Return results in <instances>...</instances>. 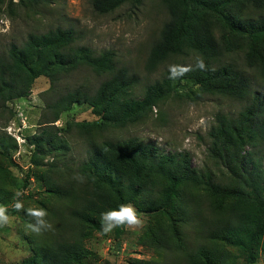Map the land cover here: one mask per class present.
Returning <instances> with one entry per match:
<instances>
[{"label":"trees","instance_id":"obj_1","mask_svg":"<svg viewBox=\"0 0 264 264\" xmlns=\"http://www.w3.org/2000/svg\"><path fill=\"white\" fill-rule=\"evenodd\" d=\"M131 1L141 0H90L101 15ZM162 2L169 17L145 68L154 72L170 63L193 70L170 79L168 67L142 90L140 77L120 66L115 52L79 45L72 28L30 34L22 46L0 53V111L10 114L2 128L16 116L10 103L29 97L38 78L50 81L45 95L57 96L47 102L39 132L25 137L33 168L24 187L31 178L44 184L64 206V220L51 236L34 239L26 264H84L92 255L86 240L101 229V214L124 203L149 218L142 243L157 258L141 264H264V93L254 90L247 71L264 87V0ZM20 3L39 11L49 0ZM198 58L207 70L196 69ZM83 70L104 80L96 87L91 81L59 91L64 78ZM174 95L243 104L236 115L217 113L208 133L209 155L222 169L220 178L193 167L187 153L166 155L138 138L111 136L146 122ZM75 104L89 105L97 117L67 124L69 133L76 130L88 141L83 161L75 159L63 137L67 129L55 126ZM17 150L16 139L0 130V202L5 205L14 203L10 167ZM47 156L55 162H44ZM75 172L85 174L86 181L73 180ZM185 228L192 231V243Z\"/></svg>","mask_w":264,"mask_h":264},{"label":"rangeland","instance_id":"obj_2","mask_svg":"<svg viewBox=\"0 0 264 264\" xmlns=\"http://www.w3.org/2000/svg\"><path fill=\"white\" fill-rule=\"evenodd\" d=\"M38 10L25 9L20 0H0V53L8 50L13 44L22 46L30 34L46 33L60 26L75 30L79 36V45L88 46L98 53L104 50L115 52L119 65L130 68L140 77L139 90L160 79L166 69L172 66L168 63L154 72L145 68L150 49L169 17L162 0H141L139 4L131 1L104 15L93 10L90 0H49L48 5ZM247 71L253 79L254 90L264 93V87L255 79V75L250 70ZM103 80L104 78L97 79L90 71L83 70L64 78L57 88L60 92H65L69 87L91 81L96 87ZM50 87L49 79L40 77L35 81L29 97L11 102L9 106L16 112V116L5 129L2 127L10 114L8 110L3 113L0 111V130L14 137L18 144V150L13 156L14 166L10 167L16 185L13 191L23 193L20 199L23 200L25 209H46V219L52 224L51 230L36 235L26 229L31 218L24 211L9 214L11 224L0 227V264H26L35 248L34 239L42 240L51 236L56 226L64 220V206L50 197L44 184L31 178L24 187L26 176L33 168L32 149L25 143V137L39 132L40 120L47 114V102L51 101L50 97H57L53 94L45 95ZM242 106V103L220 97L203 96L193 100V97L174 95L160 108L155 109L146 122L116 131L111 136L123 139L138 138L147 145L157 147L166 155L187 153L193 167L211 170L220 178L222 169L209 155L208 133L217 113L236 115ZM96 119L89 105L75 104L55 123L58 128L67 129L68 132H65L63 137L70 141L73 156L77 161L87 158L88 141L76 130L69 133L67 124ZM67 158L69 160V154ZM44 162L55 161L51 156H47ZM0 205L5 204L0 202ZM5 206L7 209L14 208L13 202ZM52 211L57 216L53 215ZM138 214L142 219V225L139 227H118L108 234L101 229L91 232L85 244L92 255L84 264L153 262L157 253L142 243L150 227L149 218ZM184 233L192 243L190 228H185ZM256 264H263L262 260Z\"/></svg>","mask_w":264,"mask_h":264},{"label":"clouds","instance_id":"obj_3","mask_svg":"<svg viewBox=\"0 0 264 264\" xmlns=\"http://www.w3.org/2000/svg\"><path fill=\"white\" fill-rule=\"evenodd\" d=\"M195 67L201 71L207 70V65L203 59L198 58ZM190 70H193L191 66H170L169 78L176 79L179 76L185 75ZM72 178L78 183H84L86 181L85 174L81 172H75ZM22 195L23 193L20 191L14 193L13 207L16 211H24L31 218L30 222L26 225V229L36 235L51 230L52 224L46 219L48 215L47 210L39 207H28L25 209L24 202L20 199ZM11 222L12 220L8 214L7 206L0 205V227L9 226ZM141 225L142 219L137 209L131 203L120 204L118 208L109 209L101 214L100 228L105 234L111 233L118 227L136 228Z\"/></svg>","mask_w":264,"mask_h":264}]
</instances>
